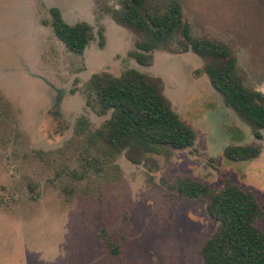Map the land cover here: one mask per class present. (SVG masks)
<instances>
[{
	"label": "rangeland",
	"instance_id": "rangeland-1",
	"mask_svg": "<svg viewBox=\"0 0 264 264\" xmlns=\"http://www.w3.org/2000/svg\"><path fill=\"white\" fill-rule=\"evenodd\" d=\"M180 1L194 36L228 44L264 93V0ZM119 2L0 0V264H202L217 225L205 200L174 190L180 177L214 190L230 182L264 204V137L225 105L191 51L157 50L140 65L137 35L112 17ZM53 8L69 25L92 26L83 56L55 36ZM129 70L160 78L196 134L192 149L156 156L158 167L124 155L97 163L102 153L87 141L110 118L88 105L91 76ZM232 145L261 155L228 161ZM258 226L264 231V218Z\"/></svg>",
	"mask_w": 264,
	"mask_h": 264
},
{
	"label": "trees",
	"instance_id": "trees-1",
	"mask_svg": "<svg viewBox=\"0 0 264 264\" xmlns=\"http://www.w3.org/2000/svg\"><path fill=\"white\" fill-rule=\"evenodd\" d=\"M112 12L118 25L137 35L133 56L140 65L150 66L157 50L191 51L201 58L204 73L225 105L251 128L255 139L263 140L264 93L259 85L249 83L228 44L194 36L180 0H120ZM51 16L55 36L70 53L83 56L95 38L92 26L87 22L69 25L58 8L51 10ZM87 89L88 105L99 116L110 114L99 130L87 134L88 143L102 153V158L95 157L97 163L124 155L134 165L158 167L156 156L169 159L173 150L194 147L196 134L172 109L160 78L137 70L120 76L102 72L91 76ZM79 124L86 126L82 120ZM260 155L258 146L232 145L224 150L231 162H247ZM173 188L184 198L205 200L207 213L217 225L200 249L202 264H264V231L258 226L264 204L255 194L230 182L214 190L191 177L178 178Z\"/></svg>",
	"mask_w": 264,
	"mask_h": 264
}]
</instances>
